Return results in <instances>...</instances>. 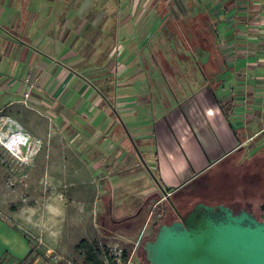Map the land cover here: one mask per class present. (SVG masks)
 <instances>
[{
    "label": "crops",
    "instance_id": "1",
    "mask_svg": "<svg viewBox=\"0 0 264 264\" xmlns=\"http://www.w3.org/2000/svg\"><path fill=\"white\" fill-rule=\"evenodd\" d=\"M6 80L52 117L32 121L48 178L100 175L104 220L132 221L113 206L150 178L138 154L178 189L264 139V0H0ZM0 243L30 255L2 219Z\"/></svg>",
    "mask_w": 264,
    "mask_h": 264
},
{
    "label": "rangeland",
    "instance_id": "2",
    "mask_svg": "<svg viewBox=\"0 0 264 264\" xmlns=\"http://www.w3.org/2000/svg\"><path fill=\"white\" fill-rule=\"evenodd\" d=\"M8 81L0 84V219L24 236L31 252L19 263L14 262L11 255L2 253L0 264H85L87 251L78 248L82 240L94 248L103 264L117 263L116 254L124 262L125 253L128 257L134 255L135 264H147L143 246L155 238L159 224L165 220L171 222V216H165V202L158 201L162 193L149 180L154 181L148 172L150 159L141 160L138 154L142 169L150 178L132 184L130 199L126 197V201L113 206L118 217L131 216L132 223L113 231L104 220L102 211L106 207L105 204L102 207L98 197L105 191L100 175L83 173L81 178L78 176L77 183L81 185L77 187L74 173L68 174V183L62 184L48 178L56 170L51 169L50 174L42 171L48 144L35 136L36 131L32 132L35 130L32 121H49L52 117L44 112H38V117L27 103L29 94L14 89L8 91ZM18 100L21 103L12 104ZM28 129L30 135L26 133ZM252 146L231 158L230 162L235 161L232 175L228 173L229 179H216L212 183L215 192L212 197L198 194L189 206L203 200L227 201L231 193L230 179L248 171L255 174L244 179L246 184L253 185L246 192V198L254 196L258 182L262 180L264 185V139L255 141ZM151 151L154 153L153 147ZM223 166L222 163L213 169L210 175H216ZM139 194L143 196L139 198Z\"/></svg>",
    "mask_w": 264,
    "mask_h": 264
},
{
    "label": "water",
    "instance_id": "3",
    "mask_svg": "<svg viewBox=\"0 0 264 264\" xmlns=\"http://www.w3.org/2000/svg\"><path fill=\"white\" fill-rule=\"evenodd\" d=\"M151 175L178 219L161 224L143 246L148 264H264V221L246 211L234 213L225 205L205 203L183 216L172 193Z\"/></svg>",
    "mask_w": 264,
    "mask_h": 264
},
{
    "label": "flooded vegetation",
    "instance_id": "4",
    "mask_svg": "<svg viewBox=\"0 0 264 264\" xmlns=\"http://www.w3.org/2000/svg\"><path fill=\"white\" fill-rule=\"evenodd\" d=\"M249 174L254 175L255 173L253 171H248L243 176L234 175V178L232 177V179H230L232 181H229L228 184L230 187L229 191H231V193L229 194V198L227 201L219 202V203L200 201V202L195 203L190 209H188L186 205L180 204L178 206L179 207L178 211L183 216H186L187 213L198 203H205V204L212 205V206L225 205L229 207L231 210H233L234 213H241L242 211H246L250 213L251 215L255 216L258 220L264 221V185L261 184L262 180H260L258 182L259 186L255 188L254 196L250 198H246V192L251 186L253 187V185L249 186L248 184H246L244 180ZM227 176L229 175H220L216 179H225V178L229 179L227 178ZM260 176L262 178L261 174ZM216 179H209L208 175H205L202 179H200L199 181L191 185V187L187 190V193H189L190 195L201 194L206 197H212L215 192L213 191L211 185ZM161 201L165 202L166 208H167L168 201H166L164 196H161L159 202ZM171 214L172 215L170 217L171 218L170 223L178 219V216L175 213V211L174 213H171Z\"/></svg>",
    "mask_w": 264,
    "mask_h": 264
},
{
    "label": "trees",
    "instance_id": "5",
    "mask_svg": "<svg viewBox=\"0 0 264 264\" xmlns=\"http://www.w3.org/2000/svg\"><path fill=\"white\" fill-rule=\"evenodd\" d=\"M236 155H238V152H237ZM236 155H234V156H236ZM231 158H229L228 160H226L225 162H223V164H225V166H223L222 169H221V171H219L214 176H211L210 175V172L211 171L210 172H204L201 175H199L196 179H194L192 182H190L187 185L179 188L176 191H175V189L166 188V189L169 190V192L172 193L171 200L174 203V205L176 206V208L178 209L179 208L178 206L180 204L181 205H186V207L188 209H190L192 207V206L191 207L189 206V203L197 195H194V194L193 195H190L189 193H187V190L191 187V185H193L194 183H196L197 181H199L200 179H202L205 175H208V178L209 179H216L218 176H220V175H227L228 173H230V175H232V172H233L232 171V168H233L232 166L235 164V161L234 162L233 161L230 162ZM157 180L160 182V180L158 178H157ZM160 184L162 185L161 182H160ZM160 198H159V200H160ZM203 201H205V200H203ZM166 209L167 210L165 212L166 213L165 216L170 217L172 215L171 213H174V210H173V208H172V206L170 205L169 202H167V208ZM132 221L130 219H125V220H122V221H119V222L108 221V223H109L110 229H112L113 231H117V230H120L122 227H124L126 225H129L130 223H132ZM167 221H169V220H165L164 223H161V224H170V222H167ZM161 224H159V226ZM78 248H82V249H85L87 251L86 259H85V264H103V261L100 259L98 253L94 250V248L92 246L89 245V243L86 240H82L80 242V244L78 245ZM124 258H125V260L128 259V255L126 253L124 254ZM114 264H117V263H114ZM147 264H148V262H147Z\"/></svg>",
    "mask_w": 264,
    "mask_h": 264
},
{
    "label": "built area",
    "instance_id": "6",
    "mask_svg": "<svg viewBox=\"0 0 264 264\" xmlns=\"http://www.w3.org/2000/svg\"><path fill=\"white\" fill-rule=\"evenodd\" d=\"M116 261H117V264H135L134 255L129 256L126 261L121 262L119 258V254H116Z\"/></svg>",
    "mask_w": 264,
    "mask_h": 264
},
{
    "label": "bare ground",
    "instance_id": "7",
    "mask_svg": "<svg viewBox=\"0 0 264 264\" xmlns=\"http://www.w3.org/2000/svg\"><path fill=\"white\" fill-rule=\"evenodd\" d=\"M20 139H22V138L20 137ZM16 140H17V138H16Z\"/></svg>",
    "mask_w": 264,
    "mask_h": 264
}]
</instances>
